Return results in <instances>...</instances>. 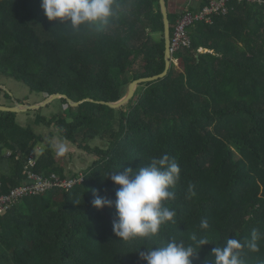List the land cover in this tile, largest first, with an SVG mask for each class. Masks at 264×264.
<instances>
[{
	"label": "trees",
	"instance_id": "trees-1",
	"mask_svg": "<svg viewBox=\"0 0 264 264\" xmlns=\"http://www.w3.org/2000/svg\"><path fill=\"white\" fill-rule=\"evenodd\" d=\"M117 4L102 31L73 32L59 19L49 21L41 0H0V75L42 95L96 100L71 106L59 98L64 112L42 113L48 105L26 122L0 110L3 191L28 181L32 152L39 173L84 176L72 188L55 186L20 198L0 216V264H147L139 251L170 240L197 251L192 264H213V249L228 238L244 245V264H264V3L235 2L213 24L190 27L191 47L173 55L179 67L173 61L166 77L140 84L128 104L112 108L97 101H117L133 80L166 69L160 0ZM193 10L169 11L172 35ZM0 103L6 104L1 98ZM41 126L51 136L56 128L96 159L67 173ZM96 138L103 146L89 143ZM164 154L180 167L175 199L168 203L176 223L164 224L154 237L118 238L114 204L98 209L93 199L115 201L120 186L109 172L146 166ZM204 219L208 229L200 227ZM253 230L257 250L247 247ZM202 239L208 243L200 247Z\"/></svg>",
	"mask_w": 264,
	"mask_h": 264
},
{
	"label": "clouds",
	"instance_id": "clouds-1",
	"mask_svg": "<svg viewBox=\"0 0 264 264\" xmlns=\"http://www.w3.org/2000/svg\"><path fill=\"white\" fill-rule=\"evenodd\" d=\"M117 7V0H41L47 19H59L61 25L73 32L82 27L102 31L110 24ZM65 151L63 146H57L59 155ZM107 177L120 186L115 193V201L96 195L92 204L98 209L114 204L118 219L113 220V231L118 238L129 241L154 237L164 224L176 223V211L168 206L175 199L172 189L180 180V167L175 158L167 154L153 157L146 166L141 164L136 169H119L109 172ZM200 227L208 229L206 219L201 221ZM256 240L257 232L253 230L247 247L257 250ZM206 243L208 241L204 239L199 241L200 247ZM242 247L244 245L239 240L228 238L223 247L213 249V264H244L239 251ZM146 248L147 251H139V256L147 264H192V257L197 252L191 245L186 246L176 240L155 249L152 246Z\"/></svg>",
	"mask_w": 264,
	"mask_h": 264
},
{
	"label": "built area",
	"instance_id": "built-area-1",
	"mask_svg": "<svg viewBox=\"0 0 264 264\" xmlns=\"http://www.w3.org/2000/svg\"><path fill=\"white\" fill-rule=\"evenodd\" d=\"M259 2L262 0H207V3L195 13L185 14L176 25L171 39L172 54L177 51L190 48L192 45L188 29L197 23L212 24L215 17H225L229 14L232 3ZM35 153L32 152L26 163L27 182L25 184L12 187L9 191H3V183L0 181V216L5 214L14 203L26 196L38 195L50 187L72 188L76 184L83 182L84 176L68 175L61 179L56 174L46 175L34 170L36 165Z\"/></svg>",
	"mask_w": 264,
	"mask_h": 264
},
{
	"label": "rangeland",
	"instance_id": "rangeland-1",
	"mask_svg": "<svg viewBox=\"0 0 264 264\" xmlns=\"http://www.w3.org/2000/svg\"><path fill=\"white\" fill-rule=\"evenodd\" d=\"M174 1L175 0H169V3L170 2L172 3ZM171 10H173V7H171ZM178 13L181 14V12H178ZM37 28L41 30V27L37 26ZM159 36H160L159 34L155 35V38L157 39V37ZM201 51H205V50H201ZM174 63L176 67H179V62L177 60H174ZM140 66H141L140 64H137V69H139ZM0 84L5 86V88L0 89V98L6 104H14V99L21 100L23 101V103H35V102L42 101L47 96L45 94L42 95L37 92H32L31 89L24 82L18 81L14 78H10V77L8 78L6 76L0 75ZM6 94L10 97L9 100ZM57 111L64 112L63 104L60 99L54 100L50 104L49 107L41 110L42 113H45L48 115H52V113H55ZM36 112L37 110H29V111H25V113H20L19 120L21 122H26L28 120L35 119ZM38 131L44 133L46 137L52 141L56 157L58 161L66 165L67 173H71V171L74 172V171H80V170L86 169L90 164L94 162V160L97 157L94 154H90V153H87L79 149L77 146H75L71 142L62 139L58 135L56 128H52L54 136H51V133H50L51 129H48L44 126L38 127ZM89 143L92 146H97V145L103 146L105 142H103L99 138H96L94 140H90ZM57 146H63L66 149L63 155H59L57 153ZM43 149L44 148L40 147L36 151L38 153H41L43 152Z\"/></svg>",
	"mask_w": 264,
	"mask_h": 264
},
{
	"label": "water",
	"instance_id": "water-1",
	"mask_svg": "<svg viewBox=\"0 0 264 264\" xmlns=\"http://www.w3.org/2000/svg\"><path fill=\"white\" fill-rule=\"evenodd\" d=\"M161 4V11L163 14V21H164V41H165V62H166V69L162 74H155L152 76H145V77H140L138 79L133 80L132 82L129 83L127 87V91L125 95L117 100V101H104V100H99L97 102L106 104L112 108H120L126 104H128L135 96L136 90L138 86L142 83L149 82V81H154V80H159L168 75V72L171 68V65L174 61L172 50H171V39H172V32H171V22L169 19V10H168V5H167V0H160ZM209 50H205L204 52H208ZM1 88H5L4 85L0 84ZM59 98H65L71 106H78L82 102L86 100H92L96 101L92 98H85L79 101H76L72 99L69 95L65 93H53L51 95H47L42 101L35 102V103H22L19 100H14L13 105H7L4 103H0V110L2 111H11V112H25L29 110H39L44 107H47L50 105L54 100L59 99Z\"/></svg>",
	"mask_w": 264,
	"mask_h": 264
},
{
	"label": "crops",
	"instance_id": "crops-1",
	"mask_svg": "<svg viewBox=\"0 0 264 264\" xmlns=\"http://www.w3.org/2000/svg\"><path fill=\"white\" fill-rule=\"evenodd\" d=\"M206 3H207V1H206ZM202 6H203L202 5V0H193V1L192 0H175L172 3L171 2L169 3L168 10L171 11V12L174 11V12H181L182 13V12H184L186 10H189V8H193L194 10L192 12H188V13H195V12L199 11ZM171 7H173V10H171ZM200 52H204V51L200 50ZM14 100H16V99H14ZM20 113H25V112H19L18 113V119H19V114Z\"/></svg>",
	"mask_w": 264,
	"mask_h": 264
}]
</instances>
